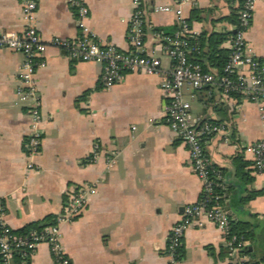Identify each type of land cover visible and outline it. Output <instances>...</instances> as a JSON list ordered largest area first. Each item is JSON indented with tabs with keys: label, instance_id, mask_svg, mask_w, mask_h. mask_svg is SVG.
<instances>
[{
	"label": "crops",
	"instance_id": "1",
	"mask_svg": "<svg viewBox=\"0 0 264 264\" xmlns=\"http://www.w3.org/2000/svg\"><path fill=\"white\" fill-rule=\"evenodd\" d=\"M82 1L88 8L86 23L98 40L130 50L132 0ZM142 1L147 22L144 49L167 60L153 32L173 28L177 22L172 14L152 8L174 0ZM36 2L34 24L46 43L42 56L46 64L35 73L42 139L32 170H26L30 113L16 102L15 94L23 55L0 48V198L5 222L18 230L56 216L76 188L93 186L81 213L60 226L71 264H168L165 248L170 230L180 220L183 205L198 200L202 184L187 146L165 121L167 96L161 76L126 73L121 81L103 87L100 62L72 58L51 43L81 34L69 0ZM239 3L188 0L183 15L190 19L193 33L230 34L233 23L226 17L239 10ZM0 24L9 31L24 29L20 0H0ZM245 36L255 55L264 60V0H257ZM221 46L228 49L229 37ZM183 92L194 119L227 124L228 138L212 137L206 152L223 170L229 186L224 205L237 222L252 227L253 238L246 243L250 257L264 264V172H254L248 149L264 135V100L215 95L206 103L205 91L184 88ZM192 102L198 107L193 109ZM237 164H243L241 171ZM250 191L256 195L244 201ZM235 262L214 224L204 221L185 230L179 264ZM29 264H54L47 244L35 249Z\"/></svg>",
	"mask_w": 264,
	"mask_h": 264
},
{
	"label": "built area",
	"instance_id": "2",
	"mask_svg": "<svg viewBox=\"0 0 264 264\" xmlns=\"http://www.w3.org/2000/svg\"><path fill=\"white\" fill-rule=\"evenodd\" d=\"M188 0H174L155 4L152 12L172 14L178 29L168 34L162 30L153 32L154 38L166 52L169 59L163 60L154 51L144 49L146 12L142 0H132L134 9L128 18L127 40L130 50L121 51L112 44L98 40L86 23L88 8L82 0H69L77 13L81 34L73 40L52 39L55 46L63 47L70 57L81 61H98L102 65L100 84L111 87L121 81L126 73L158 74L161 88L166 92L164 117L169 128L187 146L191 166L201 181L198 200L183 205L180 220L174 224L167 238L165 254L168 264H179L180 248L185 230L191 225L201 226L204 221L214 224L223 234L227 255L235 264H255L241 252L247 241L230 233V225L235 217L221 203L222 195L216 188H223L221 174L214 168L206 146L212 137L221 135L226 140L229 132L227 124L218 119H194L191 104L184 97V88L206 89L207 94L219 97L238 95L244 100H264V60L258 58L249 46L245 33L249 28L257 0H243L238 10V21L233 23L229 34L228 57L221 72L204 70L193 62L189 53L199 54L197 43L191 45V37L198 34L191 31L187 18L183 15V5ZM21 12L25 21L20 32L9 31L0 24V48H7L23 55L18 70L19 84L15 89L16 102L28 107L30 113L29 135L27 140L26 170H32L33 158L41 145L39 127V96L35 81L38 68L46 62L43 42L34 24L36 0H20ZM264 117V116H263ZM97 149V145L95 146ZM252 151V166L255 173L264 172V135L248 146ZM96 157V150H94ZM93 186L76 188L69 196L64 210L55 216L54 223L41 230L32 229L24 234H14L5 222V205L0 198V259L2 264H29L35 249L42 243L48 245L54 264H71L61 242L60 226L77 217L87 203ZM18 255V262H15Z\"/></svg>",
	"mask_w": 264,
	"mask_h": 264
},
{
	"label": "trees",
	"instance_id": "3",
	"mask_svg": "<svg viewBox=\"0 0 264 264\" xmlns=\"http://www.w3.org/2000/svg\"><path fill=\"white\" fill-rule=\"evenodd\" d=\"M239 1H240V3H239V9H240V6H241L243 0H239ZM236 10L232 11V13L226 17V19L228 21H230L231 23H237V21H238V10L237 11ZM193 13L195 14L196 11H193ZM187 22L190 25V19L189 18H187ZM177 29H178V25L173 27V28H168V29L156 28L155 30H162L163 32L170 34ZM230 34H231V32H230ZM228 35H229V32H225V33L224 32L223 33L201 32L195 38L191 37L190 43H191V45H193L196 41L198 49H199V54H196L195 52L189 53L188 55H189L190 59L193 62L199 64L206 71L212 70V71H216V72H221L224 64L227 61V57H228V53H229V50L226 48H223L221 45L228 38ZM202 91H205V93H207L206 89H203ZM207 97H208V99H206V100L204 99L206 103H210L211 101H214L213 100L214 98H216L215 95H209V94H207ZM214 166H215L214 168L221 174V177H222L221 181L224 185L223 188H216V193L219 195H222V197L220 198L219 201L226 208L223 201L229 192V186L227 185V182L224 179L223 170L221 168L217 167L216 165H214ZM242 167H243V164H237V168L240 171H241ZM255 195H256V191L248 192L247 196L244 197V201H248L249 199L253 198ZM54 220H55V215H48L41 221L32 222V223L28 224L27 226H25L24 228H21L18 230L13 229L12 232L14 234H24V233L29 232L32 229L41 230L44 227L53 224ZM262 221L264 222V218L262 219ZM230 233L235 234L237 237H242L246 241L248 239L253 238V235H254L252 227L250 226L249 223L241 222V221L237 222L236 219H234V221L230 225ZM241 252L250 257L249 254H251V253L248 251L247 246L243 247ZM18 259H19L18 255H15V262H18ZM252 260L254 261L255 264H257V262L254 259H252ZM0 264H2L1 259H0Z\"/></svg>",
	"mask_w": 264,
	"mask_h": 264
},
{
	"label": "rangeland",
	"instance_id": "4",
	"mask_svg": "<svg viewBox=\"0 0 264 264\" xmlns=\"http://www.w3.org/2000/svg\"><path fill=\"white\" fill-rule=\"evenodd\" d=\"M195 106L198 107L197 103H193V102H192V107H193V109H195Z\"/></svg>",
	"mask_w": 264,
	"mask_h": 264
},
{
	"label": "water",
	"instance_id": "5",
	"mask_svg": "<svg viewBox=\"0 0 264 264\" xmlns=\"http://www.w3.org/2000/svg\"><path fill=\"white\" fill-rule=\"evenodd\" d=\"M227 210H228L229 212H231V210H230L229 208H227Z\"/></svg>",
	"mask_w": 264,
	"mask_h": 264
}]
</instances>
